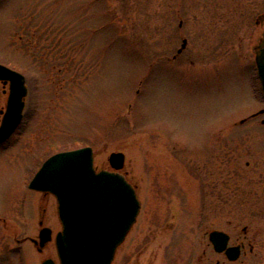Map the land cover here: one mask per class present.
Here are the masks:
<instances>
[{
    "label": "rangeland",
    "instance_id": "rangeland-1",
    "mask_svg": "<svg viewBox=\"0 0 264 264\" xmlns=\"http://www.w3.org/2000/svg\"><path fill=\"white\" fill-rule=\"evenodd\" d=\"M261 15L264 0H0V60L27 87V127L0 166L89 145L99 169L123 152L141 205L111 264H190L193 224L253 219L264 239V114L239 122L264 108L251 68ZM255 176L261 212L249 215L236 202ZM38 201L21 198L1 241L34 233ZM48 214L54 237V196ZM50 245L26 264L58 263Z\"/></svg>",
    "mask_w": 264,
    "mask_h": 264
},
{
    "label": "water",
    "instance_id": "water-1",
    "mask_svg": "<svg viewBox=\"0 0 264 264\" xmlns=\"http://www.w3.org/2000/svg\"><path fill=\"white\" fill-rule=\"evenodd\" d=\"M185 44L183 39L177 52ZM255 63L264 93V46L256 53ZM0 77L9 81L1 139L20 120L26 86L22 73L1 64ZM93 160L89 145L57 151L42 162L31 178V188L50 191L55 197L61 224L54 237L58 263L53 258H45L40 264H110L116 248L135 222L140 208L135 186L118 172L124 166V153L109 154L108 162L113 170H97ZM50 231L49 228L40 230V245L50 238ZM209 238L223 241L215 244L216 250L226 248L224 232L213 230ZM226 254L234 259L238 252L227 247Z\"/></svg>",
    "mask_w": 264,
    "mask_h": 264
},
{
    "label": "flooded vegetation",
    "instance_id": "flooded-vegetation-1",
    "mask_svg": "<svg viewBox=\"0 0 264 264\" xmlns=\"http://www.w3.org/2000/svg\"><path fill=\"white\" fill-rule=\"evenodd\" d=\"M263 18L264 25V15L258 16L257 22L259 19ZM264 46V29L262 32V38H259L257 44L254 45V60L252 64V72H253V89L255 95L263 99L264 95L262 94L260 80L256 70L255 64V55L260 50L261 47ZM174 58V56H173ZM1 65H5L11 69H14L10 64L4 63V60H0ZM16 70V69H14ZM9 94V81L0 77V127L4 123L6 108H7V100ZM25 97L23 98V108L21 111V117L12 131L0 139V157L4 154H8L14 149H16L17 143L23 134V130L27 127V122L25 119ZM262 110V112H259ZM264 114V108H257L256 110H252L247 113V116H243L239 120V122H243L246 120L253 119L258 115ZM261 122L264 123V119H261ZM46 155L38 159V156L34 155L30 158L22 167L19 165L15 166L12 164L2 165L0 166V180L7 182L4 186L3 190L0 192V227L2 230H12V227L8 225V215L13 210L15 205L20 208L21 198L29 195V193H34L38 195L39 201L33 204V210L36 220V227L33 228L34 233L29 234L26 231L23 236H18L19 229H14L12 234H8L7 240H0L1 250L0 254L2 255V261L8 264H26V254L27 249L33 250V252H37L41 254L43 251L47 250V247H51L50 244L53 242V230L49 226V214H48V205L50 199L53 197V194L50 191H40L33 189L29 186V182L38 168L41 166L42 162L48 157ZM248 164V163H247ZM124 166L118 169V172L121 173L129 182H131L127 176L125 171L123 170ZM20 169V170H19ZM101 169H109L113 170L109 164L108 166L101 167ZM17 172L19 174L18 178L22 181L23 190L20 189V182L18 184ZM21 173L23 175H21ZM16 175V177L14 176ZM251 178H246L243 181L244 186L242 187V191L239 193V200L236 202L237 204H247L248 206H255L253 209L248 208V210L252 209L254 213L249 215H255L261 212V205H254V199H258L257 196H260L259 191L257 190V181L256 179H260L258 176L252 177L253 181L251 183ZM161 182H159L160 184ZM165 183V182H164ZM132 185L134 183H131ZM137 190V185H134ZM251 200V201H250ZM253 201V202H252ZM258 203V202H257ZM141 205V204H140ZM253 219L248 221L247 223H237L232 224L229 223L225 227H213L210 225H192V252L189 257L190 264H264V239H261L262 235V227L261 225L252 224ZM24 227H27V224H24ZM132 227V226H131ZM28 228V227H27ZM44 228H49L50 238H48L43 245H40V239L38 237L40 230ZM131 229V228H130ZM129 229V230H130ZM213 230L222 231L227 235L226 240V248L232 247L237 250L238 255L234 259H230L226 254V248L223 250H216L215 244H220L222 240L213 241L209 238V234ZM129 232V231H128ZM127 232V234H128ZM126 234V235H127ZM126 237V236H125ZM125 239V238H124ZM124 241V240H123ZM122 243V242H121ZM119 247V245H118ZM117 247V248H118ZM145 248V246H143ZM116 248V250H117ZM115 250V253H116ZM135 259H138L141 251H138ZM114 253V256H115ZM50 256L46 254L44 258L40 259L37 264H39L43 259L49 258ZM51 258V257H50ZM114 259V257H113ZM112 259V260H113ZM112 262V261H111ZM138 262H133L132 264H137ZM111 264V263H110Z\"/></svg>",
    "mask_w": 264,
    "mask_h": 264
}]
</instances>
